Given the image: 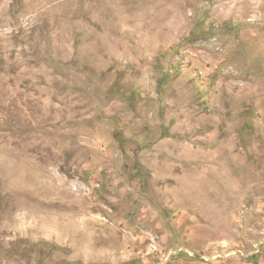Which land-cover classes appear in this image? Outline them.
I'll return each instance as SVG.
<instances>
[{
  "label": "rangeland",
  "instance_id": "374dc122",
  "mask_svg": "<svg viewBox=\"0 0 264 264\" xmlns=\"http://www.w3.org/2000/svg\"><path fill=\"white\" fill-rule=\"evenodd\" d=\"M0 264H264V0H0Z\"/></svg>",
  "mask_w": 264,
  "mask_h": 264
}]
</instances>
